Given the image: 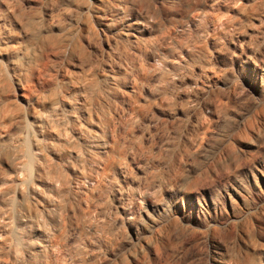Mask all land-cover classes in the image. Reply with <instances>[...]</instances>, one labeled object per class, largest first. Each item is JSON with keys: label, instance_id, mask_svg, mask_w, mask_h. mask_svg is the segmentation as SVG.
<instances>
[{"label": "rangeland", "instance_id": "rangeland-1", "mask_svg": "<svg viewBox=\"0 0 264 264\" xmlns=\"http://www.w3.org/2000/svg\"><path fill=\"white\" fill-rule=\"evenodd\" d=\"M263 174L264 0H0V264H264Z\"/></svg>", "mask_w": 264, "mask_h": 264}, {"label": "bare ground", "instance_id": "bare-ground-1", "mask_svg": "<svg viewBox=\"0 0 264 264\" xmlns=\"http://www.w3.org/2000/svg\"><path fill=\"white\" fill-rule=\"evenodd\" d=\"M31 163H32V159H31ZM262 177H264V174ZM217 264H223V262H217Z\"/></svg>", "mask_w": 264, "mask_h": 264}]
</instances>
